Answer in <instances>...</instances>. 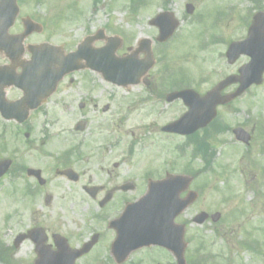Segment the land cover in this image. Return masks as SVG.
<instances>
[{
    "label": "rangeland",
    "instance_id": "rangeland-1",
    "mask_svg": "<svg viewBox=\"0 0 264 264\" xmlns=\"http://www.w3.org/2000/svg\"><path fill=\"white\" fill-rule=\"evenodd\" d=\"M18 3L20 11L10 31H21L19 19L26 15L41 23L43 27L40 33L27 38L30 44L47 42L56 46L61 45L63 53H67L74 50L87 34L94 35L102 29L104 38L118 35L122 41L123 45L121 44L116 52L118 56L124 53L132 54L138 48L136 42L141 39L154 42L157 29L149 25V20L161 7L157 0H18ZM184 3V0H169L166 8L181 21L179 28L181 25L182 27L167 43L162 54L171 62L169 67L180 69L182 72L180 77L184 81H189L191 87L204 93L225 75L235 74L237 68L248 61L246 56H240L234 64L228 65L224 51L230 40H240L245 36L246 22L249 15L256 11V6L249 0H195L191 4L196 13L193 19L189 20ZM129 5L136 13L131 12ZM259 6L264 8V0H261ZM102 44H106L105 39L98 40L93 45L94 48H101ZM153 46L155 50L153 57L156 62L145 76L151 85L160 77L162 65L161 58L159 59L160 52L156 51L157 45ZM130 47L131 51H126ZM138 57L142 58L143 54H139ZM3 62H7L6 58L0 54V63ZM84 84L94 86L88 94ZM67 85H72L71 95L87 94L88 101L91 100L90 106L88 105L86 109L88 113L85 127L81 131L82 136L91 137L87 139L85 145L91 144L94 147L99 143H106L107 139L114 137L115 132L125 134L127 141L132 132V138L136 141L141 140L140 146L151 145L147 149L149 151L146 152L145 159L148 156L158 160L163 157L162 159H166L176 171H182L183 166L186 167L187 158L192 159V148L189 147L187 158L175 160V155L171 154L170 150L180 144L182 139L164 137L160 132L161 126L183 112L180 104H166L165 101H155L154 97L145 103L137 102L138 97L150 95L144 91L142 84L126 88L117 87L105 82L101 74L90 70L83 69L65 76L59 85L60 90H65ZM233 89L234 86L225 92ZM8 94L12 95V91ZM107 105L108 110L102 112V107ZM219 111L222 119L226 120L230 127L244 125L248 120L249 123L245 127L247 131H250L253 125L260 131H254L252 134L249 148L234 143L231 133L218 137L226 138L227 142L216 155V164L224 166L222 168L224 170H220L218 165L212 166V170L198 175L190 185V188L193 186L200 189L201 195L185 211V218L189 224L188 251L191 255L197 245L202 246L200 256L210 253L213 257L206 264H264V175L260 170L264 165V152H260L264 148L261 132L264 128V81L260 86L250 88L233 101L230 108H219ZM55 116L56 136H52L51 142L58 144L56 139L62 138V135L67 133L66 129H71L76 121L79 122L82 118L79 117L76 106L64 114L57 112ZM43 121L45 122L38 118L34 134L37 139L43 133V129L39 128ZM99 123L103 124L102 129L95 128ZM44 129L52 130L47 127ZM16 132L17 128L13 123L0 118V136L3 137L0 139V157H6V150L11 144L21 143L22 134L13 137ZM246 149L253 154L252 163L248 162L249 152ZM95 157L89 149L86 162L89 161L87 165L92 167L93 171ZM207 158L206 155L194 158L189 165L194 169L201 168ZM207 162L215 164L212 163V158ZM256 163L258 167L254 168ZM199 211L208 214L219 212L220 219L216 223L207 220L202 225H195L191 223V219ZM5 213L3 192L0 194V240L7 239L2 232ZM245 241H250L256 251L243 247L242 243ZM130 256L128 259L130 262L126 264L134 262L154 264L153 250L149 252L137 250Z\"/></svg>",
    "mask_w": 264,
    "mask_h": 264
},
{
    "label": "flooded vegetation",
    "instance_id": "flooded-vegetation-1",
    "mask_svg": "<svg viewBox=\"0 0 264 264\" xmlns=\"http://www.w3.org/2000/svg\"><path fill=\"white\" fill-rule=\"evenodd\" d=\"M9 89L13 90L9 100L21 97L20 90ZM66 89H57L45 104L32 111L34 123L30 120L21 125L25 140L6 150L10 165L2 177L5 183L0 194L5 195L7 239L0 251V264H35L42 258L60 262L70 250L89 243V250L74 264L114 263L111 245L116 233L110 222L119 217L127 203L147 193L150 181L163 180L173 172L188 175L187 167L176 171L163 157L145 159L146 150H125L122 132L110 145L79 144L71 132L65 143H50L44 127L54 131L57 112L64 114L76 106L78 113H88L91 100L87 94L91 89L85 86L86 95H71ZM101 110L107 111L108 106ZM38 117L47 122L39 127L43 133L37 139L34 132ZM89 149L96 156L95 171L86 162ZM134 158L136 161H132ZM188 190L178 196L184 198ZM176 222L187 226L183 214ZM158 253L164 264H177L168 250L159 247Z\"/></svg>",
    "mask_w": 264,
    "mask_h": 264
},
{
    "label": "water",
    "instance_id": "water-1",
    "mask_svg": "<svg viewBox=\"0 0 264 264\" xmlns=\"http://www.w3.org/2000/svg\"><path fill=\"white\" fill-rule=\"evenodd\" d=\"M188 11L190 12L191 9H188ZM17 13L18 7L16 6L15 0H0V50H4L12 60H16L18 55L22 52L20 43L22 42L23 38L33 31H40L39 25L34 24L30 19L25 18L22 20L24 25L23 33L15 36L8 35L7 30L12 25ZM160 17L166 18L167 24L165 26L162 24V18ZM152 23H156L160 26L159 40H164L167 38L177 25V22L174 21L171 15L168 13H165L159 16L157 19H154ZM28 49L32 55L31 61L20 64L23 68L31 65L35 71L38 68H41L37 74L42 72L45 73V75L41 77V82L38 84V87L43 90L40 94V97L50 94L57 81L60 80L64 74L79 68V65H77L75 59L77 54L63 56L59 48L50 46L48 44L31 45L28 47ZM145 50L148 56L147 62L142 64L140 68L133 70L132 74L129 70L134 69L135 65L133 62L115 61L111 60L109 57H101V60H99L98 57L94 56H85L82 54L79 56H84L87 60V64L92 66V68L102 70L108 79L119 83H126L129 81V78H132L133 81L136 82L138 77L144 74L151 66L152 61L149 58L148 44L146 45ZM241 54L249 56L250 61L239 68L238 76L227 77L224 81L220 82L211 91L207 92L201 97L189 91L181 92V94H174V96L182 95L184 97L183 99L185 104L189 106V112L183 117L186 123L182 124L183 128L186 127L188 129L187 132L190 133L199 127L205 126L215 116V108L218 104H224L229 100L239 96L251 84L261 83L262 74L264 72V13H258L254 16L253 24L249 28L248 35L245 40L230 44L226 53L228 62L233 63ZM232 82H238V88L231 94L221 96V90ZM18 84H20V82H18ZM29 87L31 86L25 85L23 87L27 97L30 93ZM1 90L2 85H0V101L3 102L4 99L1 97ZM2 106L5 107L4 104H2ZM164 130L172 129L171 126H168L164 128ZM234 132L237 139L242 140L245 143L248 141V136L244 131L237 129ZM5 169L6 163H0V176L4 173ZM182 181L186 185L190 182V179L182 178ZM176 195L177 193L175 194V197ZM190 198L192 197L190 196ZM183 204L188 203L183 202ZM202 217L204 219L205 215H202ZM217 218L218 215H215L213 220H216ZM203 219H201L199 222H202ZM170 223L172 224V220H170ZM137 224L141 223L136 220L132 226H130L131 222L125 226L124 237L126 240L130 236L131 230L137 227ZM153 225L154 223L152 222L147 223L148 229H143V231L149 232ZM152 233H155V229H153L149 234ZM181 237V235L180 238L178 237V244L180 247H182ZM124 247H130L127 241ZM127 250V252H129L130 249Z\"/></svg>",
    "mask_w": 264,
    "mask_h": 264
}]
</instances>
